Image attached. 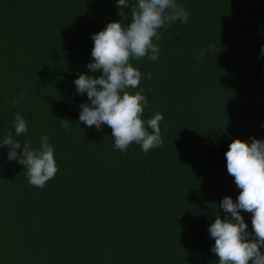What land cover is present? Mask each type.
Segmentation results:
<instances>
[{
    "label": "trees",
    "instance_id": "trees-1",
    "mask_svg": "<svg viewBox=\"0 0 264 264\" xmlns=\"http://www.w3.org/2000/svg\"><path fill=\"white\" fill-rule=\"evenodd\" d=\"M178 3L188 21L159 30V59L132 61L144 74L142 118L164 117L163 143L145 153L135 143L121 152L110 127L78 121L86 96L73 84L89 71L90 34L124 26L130 9L0 0V139L20 113L28 131L17 139L38 148L48 135L58 168L43 188L30 185L0 148V264H217L207 228L240 191L224 154L233 139L264 138V0ZM241 215L251 231V213Z\"/></svg>",
    "mask_w": 264,
    "mask_h": 264
},
{
    "label": "clouds",
    "instance_id": "clouds-1",
    "mask_svg": "<svg viewBox=\"0 0 264 264\" xmlns=\"http://www.w3.org/2000/svg\"><path fill=\"white\" fill-rule=\"evenodd\" d=\"M115 6L121 17L126 15L124 9H130L131 19L124 26L120 21L109 22L90 34L93 47L85 65L89 71L73 81L76 95L86 96L78 105V121L96 131H102L104 125L110 127L114 147L121 152L135 143L147 153L163 143L160 124L164 117L157 111L146 121L142 118L148 100L143 89H135L144 74L132 61L145 57L157 61L160 46L153 41L160 40L159 30L178 20L187 22L190 13L178 0H115ZM214 49L215 45L209 44L197 58ZM259 55L264 58V44ZM98 70L100 75L94 77ZM25 95L22 92L20 99ZM27 131L28 120L17 113L12 130L0 139V148L6 147L8 162L27 169L30 185L43 188L58 171L54 146L46 134L41 135L38 148L21 143L17 138ZM224 155L227 172L240 191L235 201L230 196L221 199L219 209L225 215L223 219L216 215L207 228L214 240L209 251L218 258L217 264H264V138L233 139ZM241 210L251 213V231Z\"/></svg>",
    "mask_w": 264,
    "mask_h": 264
}]
</instances>
